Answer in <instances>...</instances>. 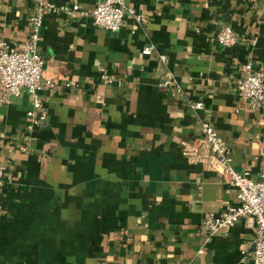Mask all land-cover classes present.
Returning a JSON list of instances; mask_svg holds the SVG:
<instances>
[{
  "label": "crops",
  "instance_id": "crops-1",
  "mask_svg": "<svg viewBox=\"0 0 264 264\" xmlns=\"http://www.w3.org/2000/svg\"><path fill=\"white\" fill-rule=\"evenodd\" d=\"M53 1L85 10L95 2ZM37 2L0 0L9 49L27 35ZM124 2L144 11L146 22L126 15L110 31L90 16L44 14L38 49L53 86L39 91L43 124L28 128L26 92L0 101V264H253L250 215L198 251L204 216L238 197L212 164L197 123L209 120L233 167L259 177L264 109L251 107L235 83L247 60L264 71V0ZM225 23L244 39L217 43ZM149 42L154 51L141 53ZM167 68L181 89L158 87ZM188 98L202 108L193 110Z\"/></svg>",
  "mask_w": 264,
  "mask_h": 264
},
{
  "label": "built area",
  "instance_id": "built-area-1",
  "mask_svg": "<svg viewBox=\"0 0 264 264\" xmlns=\"http://www.w3.org/2000/svg\"><path fill=\"white\" fill-rule=\"evenodd\" d=\"M90 9H81L76 2L56 3L53 0H38L35 10L30 15L27 35L19 42L17 48L9 49L4 38L0 37V101L10 102L13 96L26 92L31 96V107L26 111L28 128H36L43 124L47 116V107L39 95V91L53 86V82L42 76L44 58L38 49L40 29L43 16L49 11H61L66 14L78 13L90 16L92 21L107 30L120 28L126 15L138 24L146 22L144 11L136 10L124 0H94ZM214 39L223 46H232L243 40L239 31L230 24L221 25L215 32ZM155 44H144L140 51L151 54ZM160 62L165 63L166 55L158 53ZM244 76L235 83L237 93L251 107L264 109V71L254 67L251 60L245 62ZM105 77V73L102 74ZM70 85V82H65ZM157 85L163 90L170 87L181 89L174 72L166 69L158 78ZM96 100L102 102V95L97 93ZM187 104L195 111L203 106L200 99H187ZM198 128L201 143L210 153L212 164L217 168L222 179L237 187L238 202L226 205L218 214L207 213L200 223L203 232L202 244L198 251L202 252L210 237L219 229L232 225L240 218L250 215L255 221L256 235L252 242L253 264H264V161L260 165L259 177L254 179L248 170H236L230 161V149L215 126L207 119L199 118ZM25 149V146L21 147ZM264 156V148L258 152ZM5 165L0 163V186L5 182Z\"/></svg>",
  "mask_w": 264,
  "mask_h": 264
}]
</instances>
